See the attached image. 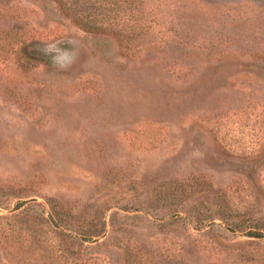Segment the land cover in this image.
Here are the masks:
<instances>
[{
	"label": "rangeland",
	"instance_id": "374dc122",
	"mask_svg": "<svg viewBox=\"0 0 264 264\" xmlns=\"http://www.w3.org/2000/svg\"><path fill=\"white\" fill-rule=\"evenodd\" d=\"M188 10L187 27L220 31L210 5L196 0ZM131 40L105 25L89 31L58 0H0V264H55L47 196L83 211L110 206L112 231L85 251L101 264H123L125 234L165 264H264V229L255 227L264 225V193L250 206L236 195L229 208L213 193L248 181L241 153L263 143L264 112L243 108V90L264 68L247 74L199 50L171 63L183 55ZM21 41L41 53L49 42L75 46L79 57L67 72L48 55L25 67L15 55ZM193 179L215 189L181 205L165 192L166 181ZM137 201L145 209L124 208Z\"/></svg>",
	"mask_w": 264,
	"mask_h": 264
},
{
	"label": "trees",
	"instance_id": "16d2710c",
	"mask_svg": "<svg viewBox=\"0 0 264 264\" xmlns=\"http://www.w3.org/2000/svg\"><path fill=\"white\" fill-rule=\"evenodd\" d=\"M58 1L77 19L82 27L89 31L95 32L105 25L112 31V34L117 36H120L121 33L127 34V38H131L132 42L142 38L146 47L158 46L162 48V51L173 49L177 50L181 56L183 55L182 57L178 56L179 58L175 57L171 63L180 62L183 64L185 63L184 58L189 57V53L192 54L199 50L204 55L202 59L207 61L216 58L233 59L243 65L247 74L257 73L264 68V2L255 4L245 0H232L231 2L218 0V2L205 3L204 0H199L203 4L211 6V14L208 16L214 20L220 19L222 22L220 31L209 35L206 31H195L194 28H189L185 24L191 15L188 6L196 0ZM19 45L15 55L22 66L27 67L31 62L47 63V56L31 48L30 42L21 41ZM215 46L221 48L214 51ZM186 62L193 63L194 61L188 59ZM32 65L33 63L30 66ZM247 79L248 84L243 90L245 93V107L243 108H249L252 113L258 104L257 106H262L260 112H264V73L262 72L260 77H257L258 80H255V77ZM260 129L264 130V127ZM262 135L264 136V131H262ZM262 141L263 143L259 147L253 146L249 150L243 148L241 153L243 160L251 167L247 173L248 181L231 191L220 188L213 191L216 200L225 203L226 207L230 205L232 197H236V195L241 199L244 195L250 196L249 206L256 205L263 195L264 188L261 185L263 179L260 177L261 171L258 168L264 165V139ZM256 168L260 172L254 175ZM164 186L167 189L165 192L169 191L175 198L180 197V205L182 204L180 202L191 196L192 193L215 189L213 187L206 188L205 183L197 179L181 183L169 180L164 183ZM44 200L46 206L43 209L42 219L51 235L49 239L51 242L47 243V246L50 247L49 251L54 258V263L101 264L98 259L86 257L85 251L88 248H94V246H101L104 243V240L101 239L108 236L112 228L113 215H115V213H111L108 219L106 218V212L110 206L107 204H105L107 206L101 207L92 205L91 210L83 211L74 209L56 197L47 196L44 197ZM31 201L35 202L33 206L41 205L35 198H31ZM25 203L26 201L18 202L15 209L23 207ZM124 208L136 211L145 209L139 201L131 203L128 207L124 205ZM174 212L177 218L181 217L178 209ZM205 216L207 217L202 219L210 217L207 214ZM188 220L190 221V219ZM255 227L264 229V225ZM4 237L6 236L4 235ZM124 237L125 239H122L125 240L124 243L118 245L123 251V264H165L154 259L140 241L132 242L126 234ZM177 260L176 264L182 263L179 259Z\"/></svg>",
	"mask_w": 264,
	"mask_h": 264
},
{
	"label": "clouds",
	"instance_id": "9594fccd",
	"mask_svg": "<svg viewBox=\"0 0 264 264\" xmlns=\"http://www.w3.org/2000/svg\"><path fill=\"white\" fill-rule=\"evenodd\" d=\"M72 43V40H69ZM41 51L51 57L52 65L61 72L69 71L78 60L79 54L75 51V46L62 48L57 42L45 43ZM89 64V60L83 65L84 68Z\"/></svg>",
	"mask_w": 264,
	"mask_h": 264
}]
</instances>
